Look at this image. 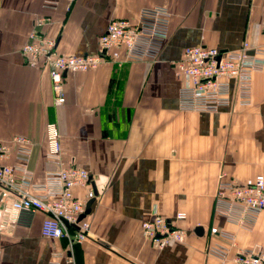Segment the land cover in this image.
Returning a JSON list of instances; mask_svg holds the SVG:
<instances>
[{
    "label": "crops",
    "instance_id": "0c3cea01",
    "mask_svg": "<svg viewBox=\"0 0 264 264\" xmlns=\"http://www.w3.org/2000/svg\"><path fill=\"white\" fill-rule=\"evenodd\" d=\"M0 0V144L12 153L4 161L23 165L17 150L30 151L24 164L35 183L48 172L76 166L91 178L74 194L95 202L85 221L89 236L79 240L42 236V212L18 211L0 187V264H219L207 258L213 219L236 236L212 244L232 255L264 250V211L251 229L215 216L219 178L244 183L264 176V67L253 76L251 105L218 113L184 111L175 63L190 47L237 50L248 41L264 47V0ZM170 11L169 37L156 61H121L89 72L65 75L66 102L56 104L47 71L25 64L22 48L38 18L51 17L44 32L64 56L97 55L99 38L115 19H133L144 8ZM57 125L61 164L48 159L46 128ZM25 139L26 144L15 140ZM188 232L182 244L155 249L142 223L154 214L174 218ZM203 228V234L195 233Z\"/></svg>",
    "mask_w": 264,
    "mask_h": 264
},
{
    "label": "built area",
    "instance_id": "2783aa9c",
    "mask_svg": "<svg viewBox=\"0 0 264 264\" xmlns=\"http://www.w3.org/2000/svg\"><path fill=\"white\" fill-rule=\"evenodd\" d=\"M61 0H48V8L55 10ZM71 6L75 0H65ZM171 13L163 7L142 9L133 19L111 21L99 38L97 55L64 56L57 51V40L49 37L44 28L52 23L51 17L38 18L29 36V42L22 48L25 64L47 71L53 83L55 101L66 102L64 95L65 75L70 72H89L101 65L125 61H156L169 37ZM179 77L185 76L190 84L179 91L181 110L198 113H218L233 105L248 107L252 102L253 76L264 67V47H255L245 41L237 50H221L198 46L187 48L182 58L175 63ZM48 159L61 164V135L56 124L46 128ZM26 144L25 139L15 140ZM17 152L23 165L10 166L4 161L12 150L0 144V187L4 194L14 197L13 208L18 211L42 212L46 219L42 236L48 239L69 238L75 230L77 238L89 236L90 225L80 219L86 210V201L74 194L77 186H89L90 175L76 166L63 167L57 172H48L43 183H35L32 173L24 164L30 151L25 147ZM90 190L88 199L94 198ZM264 211V176L258 175L244 183L219 178L215 216L221 215L227 221L251 229L257 216ZM187 218L180 212L174 218L154 214L141 225L144 236L157 250L171 244H182L188 232L178 222ZM213 219L210 228L207 258L216 259L219 264H264V250L255 246L239 250L234 254L217 244L211 238L220 237L236 246V236L220 230ZM73 229H68L64 222Z\"/></svg>",
    "mask_w": 264,
    "mask_h": 264
},
{
    "label": "water",
    "instance_id": "95a60500",
    "mask_svg": "<svg viewBox=\"0 0 264 264\" xmlns=\"http://www.w3.org/2000/svg\"><path fill=\"white\" fill-rule=\"evenodd\" d=\"M90 183H91V178L89 179V184H90ZM95 200H96V199H95V197H94V198H92V199L88 202V204H87V206H86L85 213H84V214L81 216V218H80L81 220H82V219H85L86 216L89 215V214L91 213L92 206H93ZM63 222H64V224L66 225V227H67L68 229H73V227L70 226L67 222H65V221H63ZM195 233L198 234V235H202V234H203V228H196Z\"/></svg>",
    "mask_w": 264,
    "mask_h": 264
}]
</instances>
